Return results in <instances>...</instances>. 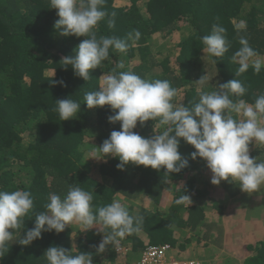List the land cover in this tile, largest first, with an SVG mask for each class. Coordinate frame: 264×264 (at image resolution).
Wrapping results in <instances>:
<instances>
[{"label":"trees","instance_id":"1","mask_svg":"<svg viewBox=\"0 0 264 264\" xmlns=\"http://www.w3.org/2000/svg\"><path fill=\"white\" fill-rule=\"evenodd\" d=\"M115 2L105 0L104 4L109 14L116 13L115 27H108L106 17L97 26V37H125L134 29L140 31L141 37L126 53L110 50L109 60L92 70V78L85 82L74 76L70 66L65 70L60 62L72 55L85 37H61L54 31L58 16L50 8L49 0H0V190L31 191L35 212H40L45 210L49 192L63 195L67 184H77L93 192L95 206L118 199L130 214L144 217L141 232L125 237L119 250L109 245L104 253L94 257L93 264H127L122 255L153 245L168 243L181 249L184 243L176 237L179 230L191 233L205 229L202 237L210 238L214 229L219 228L224 203L235 199L234 203L242 209L246 205L253 210L252 203L256 204L257 199L250 198L264 194V186L249 194L227 181L213 185L206 161L191 160L190 153L195 149L182 139L179 151L189 157V166L180 173L168 174L164 169L131 164L118 170L119 160L98 159L102 156L97 149L113 130H120L119 122H108V117L115 113L108 106L89 109L83 103L85 93L98 90L101 76L121 62L125 67L117 71H132L147 80H168L177 89L176 103L191 106L198 99L194 82L206 74V90H214L218 82L237 78L247 89L240 99L254 103L264 93V69L257 75L249 68L235 77L238 64L232 56L240 47L235 25L241 20L246 22L250 45L264 57V30L260 25L264 0H125L119 5ZM215 23L226 29L229 50L214 64L203 53L201 38L211 33ZM154 39L166 41L163 52L152 51ZM60 80L66 87L54 83ZM68 97L82 103L81 111L76 119L61 121L53 109L56 100ZM153 128L150 120L143 127L138 123L134 131L151 137ZM249 148L250 156L264 159V148ZM182 194L190 200L177 204ZM167 195L169 199L162 208ZM141 198L150 203V209L135 204ZM263 206L260 201L254 210H262ZM34 215L25 218L21 235L34 226ZM19 236L18 232L15 238ZM102 236L98 228L82 232L79 225L72 224L59 234L43 233L41 239L27 247L13 241L0 256V264H45L42 257L52 245L73 252L95 253L93 245H98ZM248 251L252 255L242 264H264V240L248 247Z\"/></svg>","mask_w":264,"mask_h":264},{"label":"clouds","instance_id":"2","mask_svg":"<svg viewBox=\"0 0 264 264\" xmlns=\"http://www.w3.org/2000/svg\"><path fill=\"white\" fill-rule=\"evenodd\" d=\"M49 2L58 16L53 28L59 36L85 37L72 55L60 61L65 70L70 66L74 76L85 82L92 78V70L101 68L103 62L109 60L110 50L126 53L141 37L138 29L125 37H97V26L106 17L108 27H115L116 13L109 14L105 10V0ZM235 30L240 44L232 56V61L238 64L235 77L242 76L249 68L259 75L264 69V58L250 45L246 22L241 20ZM201 41L203 53L212 58L214 64L229 50L226 29L219 23L213 24L211 33L203 36ZM124 67L122 62L116 63L115 68L101 76L99 89L85 93L83 98L89 109L110 107L115 114L108 117V122L120 123V130H113L102 145L96 147L102 156L98 159H118L116 167L121 171L131 164L157 171L164 169L168 174L180 173L189 166V157L179 151L182 139L195 149L190 153L191 160L201 158L206 161L213 185L227 181L249 194L264 186V159L250 156L249 148V145L264 148V93L249 104L240 99L247 89L237 78L226 83L218 82L214 90L208 91L206 74L194 82L198 99L186 106L174 102L177 89L168 80H147L132 71L116 70ZM54 83L66 87L63 80ZM81 104L68 97L56 100L53 110L61 121H69L78 117ZM150 120L154 123L151 137H143L134 131L138 123L143 127ZM189 200L187 194H182L176 203ZM44 209L35 212V197L29 190H0V256L8 251L13 241L27 247L41 239L43 233L54 231L59 234L66 227L77 224L82 232L98 228L103 234L100 243L93 245L95 253L73 252L52 245L45 250L42 259L45 264H93L96 255L104 253L109 245L118 249L125 237L141 232L144 224L143 216L130 214L128 207L118 199L95 206L93 192L77 184H67L63 195L49 192ZM33 213L34 226L21 235L25 218H30ZM18 232L20 236L16 239ZM165 246L170 247L168 254L176 261H198L182 257L178 247L168 243L150 247ZM146 248L140 251L138 261L127 264L139 262ZM126 255L122 256L125 258Z\"/></svg>","mask_w":264,"mask_h":264},{"label":"rangeland","instance_id":"3","mask_svg":"<svg viewBox=\"0 0 264 264\" xmlns=\"http://www.w3.org/2000/svg\"><path fill=\"white\" fill-rule=\"evenodd\" d=\"M124 1L116 0L115 5ZM165 42V40L154 39L151 45L152 51L163 52L167 46ZM168 199L167 195L161 204L162 208L165 207ZM255 199H257L256 204L254 201L252 203L254 208L260 204V201L264 203V194L253 195L250 201ZM234 200L230 199L224 203L223 212L218 220L221 231L219 228L214 229L215 234H211L210 238L202 237L205 229L196 230V233H189L187 230H179L176 233L178 241L181 240L180 242L184 243V246L178 249L182 257L196 259L202 264H242L252 255L248 247L264 240V206L262 210L259 208V211L254 208L250 210L246 205L242 209L240 205L234 203ZM135 204L141 209L151 208L150 203L144 198L136 200ZM205 222L207 226L210 224L209 220ZM139 257L140 252L131 253L125 256L124 261L136 262Z\"/></svg>","mask_w":264,"mask_h":264},{"label":"built area","instance_id":"4","mask_svg":"<svg viewBox=\"0 0 264 264\" xmlns=\"http://www.w3.org/2000/svg\"><path fill=\"white\" fill-rule=\"evenodd\" d=\"M170 247H148L146 248L137 263L132 264H200L198 261L186 260L176 261L170 254Z\"/></svg>","mask_w":264,"mask_h":264},{"label":"crops","instance_id":"5","mask_svg":"<svg viewBox=\"0 0 264 264\" xmlns=\"http://www.w3.org/2000/svg\"><path fill=\"white\" fill-rule=\"evenodd\" d=\"M260 25H261V27H262L263 30H264V12L262 13V17H261ZM263 43H264V41H263ZM262 58H264V57L262 56Z\"/></svg>","mask_w":264,"mask_h":264},{"label":"bare ground","instance_id":"6","mask_svg":"<svg viewBox=\"0 0 264 264\" xmlns=\"http://www.w3.org/2000/svg\"><path fill=\"white\" fill-rule=\"evenodd\" d=\"M118 250H119V248H118Z\"/></svg>","mask_w":264,"mask_h":264}]
</instances>
